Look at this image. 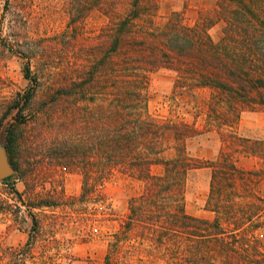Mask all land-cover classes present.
Masks as SVG:
<instances>
[{
    "label": "trees",
    "instance_id": "16d2710c",
    "mask_svg": "<svg viewBox=\"0 0 264 264\" xmlns=\"http://www.w3.org/2000/svg\"><path fill=\"white\" fill-rule=\"evenodd\" d=\"M71 6L72 22L96 7L118 13L112 11L98 43L88 47V64L54 88L48 110H57L65 96L73 109L53 130L45 156L82 175V196L118 176L136 181L122 231L140 228L154 249L163 247L165 264H264V195L256 187L264 169L244 170L235 162V154L263 151L264 141L234 131L241 112L264 111V0H216L193 23L182 11L156 23L155 0H71ZM217 22L223 23L219 40L210 34ZM162 69L174 74L172 90L191 97L205 114L206 131L220 132L224 147L217 157L191 154L189 142L203 133L196 124L166 125L150 113V75ZM24 74L37 83L30 67ZM34 94V87L18 93L4 113L15 110L14 122L4 125L5 147L22 177L20 147L28 138L23 115ZM165 126L173 131L171 157L164 154ZM199 168L210 169L204 206L210 216L186 209L187 179ZM38 202L32 207L43 204Z\"/></svg>",
    "mask_w": 264,
    "mask_h": 264
},
{
    "label": "rangeland",
    "instance_id": "374dc122",
    "mask_svg": "<svg viewBox=\"0 0 264 264\" xmlns=\"http://www.w3.org/2000/svg\"><path fill=\"white\" fill-rule=\"evenodd\" d=\"M155 1L158 8L154 18L158 24L173 11H182L186 22L193 23L201 14L210 13L216 2ZM71 7V0H0V157L9 166L4 125L14 122L15 110L4 113L18 93L35 88L33 103L23 115L27 121L23 132L28 138L20 147V155L26 175L12 171L6 183L0 178V264H105L106 255L110 264H165L163 247L154 249L140 228L122 231L128 199L138 188L136 181L118 176L92 194L82 196V175L61 168L44 154L53 130L64 125L62 121L68 120L73 109L65 96L57 110L50 111L54 88L68 82L72 69L88 64L87 49L98 43L100 30L114 11L112 7H96L72 22ZM222 25L217 22L210 28L215 40L223 35ZM27 67L37 79L36 84L25 76ZM173 79L174 74L164 69L150 75V113L166 125L181 121L196 124L203 133L189 142L191 154L204 159L217 157L224 147L220 132L215 127L206 131L205 114L198 112L191 97L172 90ZM201 94L206 96L208 92ZM258 113L264 111L241 112L234 131L259 143L264 141V119H256ZM163 129L164 154L171 157L175 152L173 131L171 126ZM235 155V162L239 156L253 160V167L246 169L243 167L248 159H244V164L238 166L241 169L263 171L264 149ZM259 177L256 187L264 195V173ZM209 185V168L190 173L186 193L190 214L211 215L204 208ZM12 186L22 194L23 201L12 192ZM39 200L43 204L32 207ZM262 221L264 224V216ZM261 232L264 237V227Z\"/></svg>",
    "mask_w": 264,
    "mask_h": 264
},
{
    "label": "water",
    "instance_id": "95a60500",
    "mask_svg": "<svg viewBox=\"0 0 264 264\" xmlns=\"http://www.w3.org/2000/svg\"><path fill=\"white\" fill-rule=\"evenodd\" d=\"M10 163V161H9ZM13 171L12 165H8L7 160L4 157H0V178L7 177Z\"/></svg>",
    "mask_w": 264,
    "mask_h": 264
},
{
    "label": "crops",
    "instance_id": "0c3cea01",
    "mask_svg": "<svg viewBox=\"0 0 264 264\" xmlns=\"http://www.w3.org/2000/svg\"><path fill=\"white\" fill-rule=\"evenodd\" d=\"M256 119H264V113H258L257 115H255ZM244 159H248L247 161V165L243 168L246 169H250L253 167V160H251L252 158L248 157H244V156H239L238 159L236 160V164L238 166H241L242 164H244Z\"/></svg>",
    "mask_w": 264,
    "mask_h": 264
}]
</instances>
